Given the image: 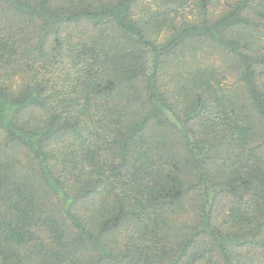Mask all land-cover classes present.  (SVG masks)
I'll use <instances>...</instances> for the list:
<instances>
[{
    "label": "trees",
    "instance_id": "16d2710c",
    "mask_svg": "<svg viewBox=\"0 0 264 264\" xmlns=\"http://www.w3.org/2000/svg\"><path fill=\"white\" fill-rule=\"evenodd\" d=\"M0 264H264V0H0Z\"/></svg>",
    "mask_w": 264,
    "mask_h": 264
},
{
    "label": "rangeland",
    "instance_id": "374dc122",
    "mask_svg": "<svg viewBox=\"0 0 264 264\" xmlns=\"http://www.w3.org/2000/svg\"><path fill=\"white\" fill-rule=\"evenodd\" d=\"M226 200L222 199L221 201H219L218 205L216 206V211H215V222L216 224L218 223H222L224 221V217H225V213H226ZM181 214V212H180ZM184 220V219H182Z\"/></svg>",
    "mask_w": 264,
    "mask_h": 264
}]
</instances>
